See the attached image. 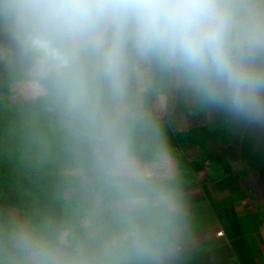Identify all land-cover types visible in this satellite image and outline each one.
Instances as JSON below:
<instances>
[{
    "label": "clouds",
    "instance_id": "obj_1",
    "mask_svg": "<svg viewBox=\"0 0 264 264\" xmlns=\"http://www.w3.org/2000/svg\"><path fill=\"white\" fill-rule=\"evenodd\" d=\"M192 122L264 134V0H0V264H194Z\"/></svg>",
    "mask_w": 264,
    "mask_h": 264
},
{
    "label": "crops",
    "instance_id": "obj_2",
    "mask_svg": "<svg viewBox=\"0 0 264 264\" xmlns=\"http://www.w3.org/2000/svg\"><path fill=\"white\" fill-rule=\"evenodd\" d=\"M234 134L219 157L230 170L207 205L196 204L201 250L194 264H264V134Z\"/></svg>",
    "mask_w": 264,
    "mask_h": 264
},
{
    "label": "rangeland",
    "instance_id": "obj_3",
    "mask_svg": "<svg viewBox=\"0 0 264 264\" xmlns=\"http://www.w3.org/2000/svg\"><path fill=\"white\" fill-rule=\"evenodd\" d=\"M235 128L210 126L200 122H192L176 129V142L183 150L186 158L196 204L207 205L209 194H215L218 183L223 176V169L212 165L210 156L220 157L224 144L234 142ZM226 155L231 157L226 152ZM228 158V157H227Z\"/></svg>",
    "mask_w": 264,
    "mask_h": 264
},
{
    "label": "trees",
    "instance_id": "obj_4",
    "mask_svg": "<svg viewBox=\"0 0 264 264\" xmlns=\"http://www.w3.org/2000/svg\"><path fill=\"white\" fill-rule=\"evenodd\" d=\"M210 162L212 165H218L222 169H225L226 171L230 170V163L227 160L221 159L219 157L210 156Z\"/></svg>",
    "mask_w": 264,
    "mask_h": 264
}]
</instances>
